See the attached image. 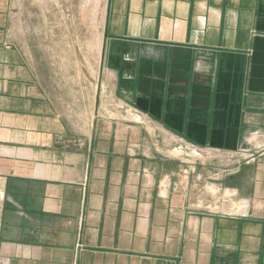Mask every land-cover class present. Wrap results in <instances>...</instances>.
<instances>
[{"label": "crops", "instance_id": "0c3cea01", "mask_svg": "<svg viewBox=\"0 0 264 264\" xmlns=\"http://www.w3.org/2000/svg\"><path fill=\"white\" fill-rule=\"evenodd\" d=\"M14 7L0 264H264V0H106L84 113L35 68ZM179 143L206 158L179 163Z\"/></svg>", "mask_w": 264, "mask_h": 264}, {"label": "rangeland", "instance_id": "374dc122", "mask_svg": "<svg viewBox=\"0 0 264 264\" xmlns=\"http://www.w3.org/2000/svg\"><path fill=\"white\" fill-rule=\"evenodd\" d=\"M105 4L106 0H15L12 26L17 38L50 87L59 88L64 103L82 113L94 101ZM177 147L175 155L183 165L205 157L180 143ZM208 193L216 190L209 187Z\"/></svg>", "mask_w": 264, "mask_h": 264}]
</instances>
